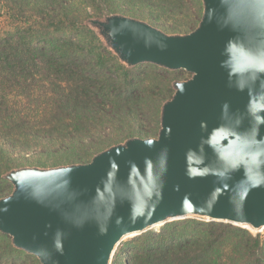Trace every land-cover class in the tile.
<instances>
[{
    "label": "water",
    "instance_id": "1",
    "mask_svg": "<svg viewBox=\"0 0 264 264\" xmlns=\"http://www.w3.org/2000/svg\"><path fill=\"white\" fill-rule=\"evenodd\" d=\"M197 26L168 34L120 14L85 25L126 68L173 81L153 138H129L85 164L22 167L3 178L0 233L39 264H109L128 235L197 217L264 227V0H201Z\"/></svg>",
    "mask_w": 264,
    "mask_h": 264
},
{
    "label": "trees",
    "instance_id": "2",
    "mask_svg": "<svg viewBox=\"0 0 264 264\" xmlns=\"http://www.w3.org/2000/svg\"><path fill=\"white\" fill-rule=\"evenodd\" d=\"M17 26L0 38V198L3 175L85 164L126 139L153 138L174 78L151 64L126 68L85 25L120 14L168 34L198 24L201 0H0ZM19 156V157H17ZM23 161V162H20ZM122 264H264V234L184 219L126 243ZM0 264H39L0 233Z\"/></svg>",
    "mask_w": 264,
    "mask_h": 264
},
{
    "label": "rangeland",
    "instance_id": "3",
    "mask_svg": "<svg viewBox=\"0 0 264 264\" xmlns=\"http://www.w3.org/2000/svg\"><path fill=\"white\" fill-rule=\"evenodd\" d=\"M135 19H137V18H135ZM138 20H140V19H138ZM141 21H143V20H141ZM144 22H146V21H144ZM16 26H17L16 21L14 19L9 18V16H7V14L4 11V8L2 7V4L0 3V38H2L7 32L12 31L14 29V27H16ZM153 27L157 28L156 26H153ZM157 29H159V28H157ZM159 30H161V29H159ZM190 76L191 75L189 73H186L184 71H172L171 78H174V81H185V80L189 79ZM35 155H36L35 152L29 153L28 156H26L27 160L24 161V162L20 161V162H23V163H20L19 164L20 166H17V167H15L13 169L22 168V167H36V166H33L32 164H30V162H32L35 159ZM17 157H19V156H17ZM195 218L196 219H200V218H197V217H188V218H185V219H195ZM182 220H184V219L175 220V221L176 222L177 221L180 222ZM175 221H171V222H167V223H165L163 225H158V226L151 227L147 231L142 232V233L138 234L137 236L123 238L121 240V242L116 246L109 264H122V262H123L122 252H120L121 253L120 255H118V254H119L120 249L126 243L134 240L136 237H138L140 235H146V234H148L150 232L158 231L160 228H162V227H164L166 225H169V224H171L172 222H175ZM251 232L252 233H262V234H264V231L263 232L251 231Z\"/></svg>",
    "mask_w": 264,
    "mask_h": 264
},
{
    "label": "bare ground",
    "instance_id": "4",
    "mask_svg": "<svg viewBox=\"0 0 264 264\" xmlns=\"http://www.w3.org/2000/svg\"><path fill=\"white\" fill-rule=\"evenodd\" d=\"M159 224H157V225H154V226H158ZM153 226V227H154ZM264 231V227L261 229V230H258L257 232H263ZM134 234H131V235H128V236H125V237H132ZM124 237V238H125Z\"/></svg>",
    "mask_w": 264,
    "mask_h": 264
}]
</instances>
